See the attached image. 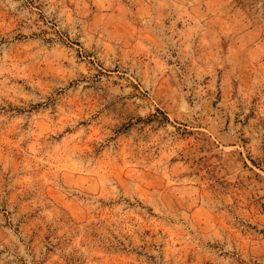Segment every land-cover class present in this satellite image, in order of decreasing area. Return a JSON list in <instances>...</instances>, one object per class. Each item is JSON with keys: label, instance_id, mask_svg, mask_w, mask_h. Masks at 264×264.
Returning a JSON list of instances; mask_svg holds the SVG:
<instances>
[{"label": "rangeland", "instance_id": "obj_1", "mask_svg": "<svg viewBox=\"0 0 264 264\" xmlns=\"http://www.w3.org/2000/svg\"><path fill=\"white\" fill-rule=\"evenodd\" d=\"M0 264H264V0H0Z\"/></svg>", "mask_w": 264, "mask_h": 264}]
</instances>
